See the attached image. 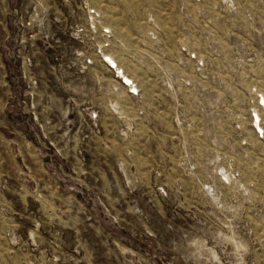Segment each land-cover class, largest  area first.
<instances>
[{"label": "rangeland", "instance_id": "obj_1", "mask_svg": "<svg viewBox=\"0 0 264 264\" xmlns=\"http://www.w3.org/2000/svg\"><path fill=\"white\" fill-rule=\"evenodd\" d=\"M0 264H264V0H0Z\"/></svg>", "mask_w": 264, "mask_h": 264}, {"label": "bare ground", "instance_id": "obj_2", "mask_svg": "<svg viewBox=\"0 0 264 264\" xmlns=\"http://www.w3.org/2000/svg\"><path fill=\"white\" fill-rule=\"evenodd\" d=\"M108 59L113 65H115L114 62L110 58H108ZM123 77L125 78V81H129L125 76H123Z\"/></svg>", "mask_w": 264, "mask_h": 264}]
</instances>
